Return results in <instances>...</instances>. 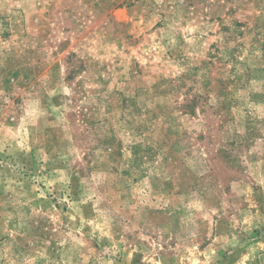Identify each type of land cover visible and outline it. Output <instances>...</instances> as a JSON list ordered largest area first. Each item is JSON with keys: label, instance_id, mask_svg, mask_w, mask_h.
Here are the masks:
<instances>
[{"label": "rangeland", "instance_id": "rangeland-1", "mask_svg": "<svg viewBox=\"0 0 264 264\" xmlns=\"http://www.w3.org/2000/svg\"><path fill=\"white\" fill-rule=\"evenodd\" d=\"M0 264H264V0H0Z\"/></svg>", "mask_w": 264, "mask_h": 264}]
</instances>
